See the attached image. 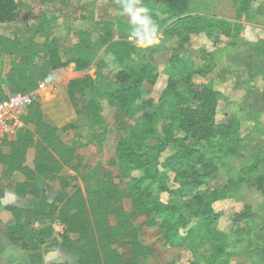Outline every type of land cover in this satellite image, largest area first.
Returning <instances> with one entry per match:
<instances>
[{
	"label": "rangeland",
	"instance_id": "374dc122",
	"mask_svg": "<svg viewBox=\"0 0 264 264\" xmlns=\"http://www.w3.org/2000/svg\"><path fill=\"white\" fill-rule=\"evenodd\" d=\"M201 1L191 0L186 16H197ZM10 2L28 7L31 12L16 7L12 23L0 25V33L21 29L42 16L49 20L53 34L60 37L61 43L68 44L69 47L62 46L65 58H77L84 42L94 45L95 58L83 72L94 78L99 93L119 86L117 76L122 72L132 76L148 69L159 76L155 85L146 84L144 99L134 103L131 114L123 118L124 125L113 124L118 107L101 100L103 125L109 131L108 143L114 144L116 139L128 137L134 131L149 132L153 122L146 115H151L160 138L148 144L159 150L162 161L169 162L173 139H184V144L191 146L195 154L204 151L211 164L201 169L204 176L184 196L185 204L197 198L204 202L205 208L216 214L215 229L224 235L205 242L204 255L217 258L222 264H264V77H255L245 70L243 55L237 51L240 49L237 46L242 44L240 28L224 21L229 30L209 31L205 23L194 25L183 19L166 21V7L152 2L146 13L138 8H133V12L150 17L155 31L146 41H134L133 30L140 24L132 21V13L124 11V0ZM213 4L214 0H208L206 10L216 16L219 13H214ZM118 30L129 34L127 42H131L122 43ZM101 36L108 43L118 44L109 49L108 44L98 42ZM68 48L74 51L73 56ZM7 68L8 59H0V70ZM168 78L185 100L195 99L190 104H178L186 112V119L183 127L175 130L170 125V109L164 104L165 98L175 97L167 87ZM74 104L80 108L78 102ZM80 116L81 119L85 116L84 110ZM183 181H174V175L168 173L166 185L170 190L179 189L184 186ZM126 185L123 181L120 186ZM163 194L161 197L165 200L167 194ZM152 227L144 230L145 242L155 247L162 257L152 264L195 262L185 248L164 247L158 228Z\"/></svg>",
	"mask_w": 264,
	"mask_h": 264
},
{
	"label": "trees",
	"instance_id": "16d2710c",
	"mask_svg": "<svg viewBox=\"0 0 264 264\" xmlns=\"http://www.w3.org/2000/svg\"><path fill=\"white\" fill-rule=\"evenodd\" d=\"M54 1L42 0V3ZM190 1L124 0L138 9H148L152 2L162 4L166 7L168 15L166 21L183 19L194 25L205 23L209 31H216L218 27L229 30L226 22H217L215 17L205 19L199 16L191 18L186 16L190 10ZM249 1L237 0L236 19L247 13ZM16 7L31 12L30 8L23 5L15 6L10 0H0V25L12 23ZM142 28L143 26L139 25L133 30L134 41L149 39H142L141 35L137 34V30ZM118 32L120 40L123 39L122 43H126L130 35L121 30ZM99 41L104 46L108 44L109 49L118 44L108 43L102 36ZM92 47L94 45L88 42L82 43L78 57L64 62L60 54L61 41L54 37L49 20L42 16L39 21L25 24L21 29L13 28L0 33V59H8V68L0 70V102L14 93L34 91L43 79L52 82L53 72L70 63L74 64L77 71L88 70L95 58ZM208 70H211V67H208ZM117 79L120 85L105 93L96 91L95 80L89 76L68 84V95L71 100L78 89L82 91L80 101L82 104L85 103L84 99L88 98L84 106L85 115L90 126L98 127L97 130H102V133H105V128L101 116L103 111L101 100L108 101L112 107H118L113 116L114 124L124 125V119L133 111L134 103L144 99L146 84L155 85L159 76L146 69L132 76L122 72ZM167 87L175 95L173 98H165L164 103L170 109L169 116L172 118L170 125L175 130L182 128L186 119V112L181 111L178 104L180 102L190 104L195 99L191 97L185 100L183 94L176 89L173 80L169 78ZM28 113L46 146L39 149L42 163L37 162L38 174L31 176L32 181L39 182L45 176L41 173L40 166L51 168L52 177L60 170V164L54 158L50 159L47 149L55 153L61 164L70 166L76 172L80 159L74 157L73 148L56 139V130L44 124L34 104L28 107ZM146 116L153 122L149 132L134 131L128 137L118 138L115 156L107 162V168H96L86 175V179L95 182V191L83 193L77 188V178L72 177L70 183L60 179V190L50 198L42 194L38 196V187L31 183L28 184V189L20 193V196L29 193L39 198L31 209L13 210L15 217L27 221L55 219L64 227V234L58 245L67 257L63 264H122L115 245L123 241L132 243L130 264H139L145 258L151 257L153 250L139 240L144 226L136 223L139 218H147L151 225L160 230L164 247L185 248L195 261L192 263L222 264L217 258L210 259L202 251L205 242L224 237L213 225L216 214L207 210L206 204L201 203L199 198L184 203V196L188 195L193 184L204 176L201 169L210 166V159L206 157L204 151L195 154L196 151L191 146L184 144V139L178 138L171 141L169 162L162 161L159 150L148 144L149 141L160 138L155 129L156 120L152 119L151 115ZM76 128L78 126L74 122L62 128V131ZM168 173L174 175V181L184 180L182 182L184 186L174 190L168 189L166 185ZM125 180H128L127 185L121 189L119 184ZM68 189H73V192L69 194ZM163 193L167 194L165 200L161 197ZM219 196L220 194L216 200ZM126 202L130 204L129 209L125 207ZM12 230L16 232V228ZM17 230L20 231L22 228L19 227ZM69 235L75 236V239H71Z\"/></svg>",
	"mask_w": 264,
	"mask_h": 264
},
{
	"label": "crops",
	"instance_id": "0c3cea01",
	"mask_svg": "<svg viewBox=\"0 0 264 264\" xmlns=\"http://www.w3.org/2000/svg\"><path fill=\"white\" fill-rule=\"evenodd\" d=\"M207 3L208 0L199 2L197 16L205 19L215 17L217 20L233 23L231 27L240 28L239 40H242V44L238 45L237 48L240 49L236 50L243 55L242 62L246 64L245 70L255 77L260 75L264 77V54L262 52L264 48V0H250L247 13L240 19H236L237 0H214L213 11L219 13L216 16L206 10ZM217 29L220 28H216V31ZM53 35L56 37L55 33ZM231 41L235 39L232 38ZM62 46H69L61 43L60 54L64 62L76 59L65 58ZM72 47L73 45H70V48ZM70 48H68L69 54L73 56L74 51ZM86 76L89 75L83 71H77L73 63L54 71L51 87L53 91L48 89L42 92L39 99L33 103L44 124L56 130V139L69 148H73L74 157H79L80 164L76 172L70 166L61 164L55 153L47 149L50 159L54 158L60 164V170L52 177L51 168L40 166L39 169L41 168V173L45 176L42 178L39 176L41 178L39 182L32 181L31 176L38 174L36 164L38 161L41 162L39 149L46 146L38 135L33 118L29 116L28 108L21 117V127L5 136L0 143V264H63L67 257L58 245L64 234V227L55 219L27 221L15 217L13 210L31 209L39 198L29 193L20 196V193L28 189V184L31 183L36 184V188L38 187V196L42 194L50 198L60 190V179L70 183L72 177L77 178V188L83 193L95 191V182L86 179V175L93 169L107 168V162L115 156L117 139L112 142L114 144H109V131L102 133V130H97L98 127L90 126L86 115L80 118L81 111L86 105V102L83 104L80 102L82 91L76 90L73 100L69 98L68 84L74 80H82ZM89 77L94 80L92 76ZM74 102H78L80 108L76 107ZM102 108L104 110V106ZM101 116L103 117V111ZM74 122L77 123L78 128L62 131V128ZM127 181L124 182L127 183ZM121 184L119 187L125 188L120 186ZM72 192L73 189H68L69 194ZM125 207L129 209V202H126ZM136 223L144 225L139 240L154 252L151 257L145 258L139 264H152L161 255L155 247L145 242L144 230L154 227L147 218H139ZM19 227L22 230H17ZM15 228L16 232H13L12 229ZM157 230L160 237V230ZM69 237L75 239L73 235ZM115 248L121 256L122 264H130L132 243L118 242ZM188 264L194 263L191 261Z\"/></svg>",
	"mask_w": 264,
	"mask_h": 264
},
{
	"label": "built area",
	"instance_id": "2783aa9c",
	"mask_svg": "<svg viewBox=\"0 0 264 264\" xmlns=\"http://www.w3.org/2000/svg\"><path fill=\"white\" fill-rule=\"evenodd\" d=\"M52 82L43 79L34 91L28 93H14L0 102V143L7 135L21 127V117L25 110L36 102L42 92L51 89ZM53 264V263H47Z\"/></svg>",
	"mask_w": 264,
	"mask_h": 264
},
{
	"label": "clouds",
	"instance_id": "9594fccd",
	"mask_svg": "<svg viewBox=\"0 0 264 264\" xmlns=\"http://www.w3.org/2000/svg\"><path fill=\"white\" fill-rule=\"evenodd\" d=\"M124 11L132 13V21L134 23L138 22L143 26L142 29L137 30V34L141 35L142 39L150 38L151 33L155 31V24L151 21L150 17H148L147 15L138 16L136 13H134L132 3H126ZM140 11L146 13L147 9H140Z\"/></svg>",
	"mask_w": 264,
	"mask_h": 264
}]
</instances>
